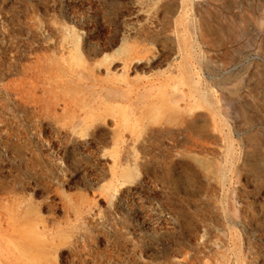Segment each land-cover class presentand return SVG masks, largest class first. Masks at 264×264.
Wrapping results in <instances>:
<instances>
[{
	"label": "rangeland",
	"instance_id": "374dc122",
	"mask_svg": "<svg viewBox=\"0 0 264 264\" xmlns=\"http://www.w3.org/2000/svg\"><path fill=\"white\" fill-rule=\"evenodd\" d=\"M0 264H264V0H0Z\"/></svg>",
	"mask_w": 264,
	"mask_h": 264
}]
</instances>
